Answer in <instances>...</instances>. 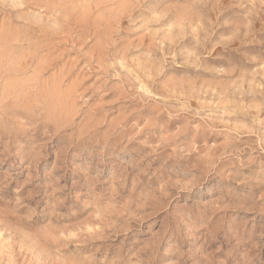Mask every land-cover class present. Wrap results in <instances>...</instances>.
Here are the masks:
<instances>
[{"label":"rangeland","instance_id":"1","mask_svg":"<svg viewBox=\"0 0 264 264\" xmlns=\"http://www.w3.org/2000/svg\"><path fill=\"white\" fill-rule=\"evenodd\" d=\"M0 264H264V0H0Z\"/></svg>","mask_w":264,"mask_h":264},{"label":"bare ground","instance_id":"2","mask_svg":"<svg viewBox=\"0 0 264 264\" xmlns=\"http://www.w3.org/2000/svg\"><path fill=\"white\" fill-rule=\"evenodd\" d=\"M35 55V54H34ZM14 59H16V58H14ZM15 61V60H14ZM41 70V69H40Z\"/></svg>","mask_w":264,"mask_h":264}]
</instances>
